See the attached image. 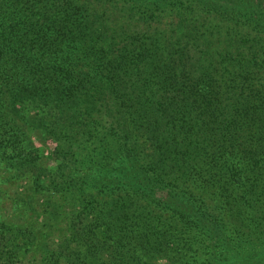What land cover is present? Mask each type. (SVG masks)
I'll return each instance as SVG.
<instances>
[{"label": "trees", "instance_id": "1", "mask_svg": "<svg viewBox=\"0 0 264 264\" xmlns=\"http://www.w3.org/2000/svg\"><path fill=\"white\" fill-rule=\"evenodd\" d=\"M88 1L0 0V264H264V0Z\"/></svg>", "mask_w": 264, "mask_h": 264}, {"label": "rangeland", "instance_id": "2", "mask_svg": "<svg viewBox=\"0 0 264 264\" xmlns=\"http://www.w3.org/2000/svg\"><path fill=\"white\" fill-rule=\"evenodd\" d=\"M79 2L81 3V5H84V4L88 5L90 3V1L88 0H79ZM109 9H111V6L109 4L104 3V4H101L100 6L98 5L97 9H94V11L100 14L104 10H109ZM168 19L169 17L162 18L163 21H168ZM45 154L48 155L47 151L45 152ZM46 161H47V164L53 163L51 158L49 159L47 158ZM20 184H21L20 181L13 182V183L6 181V183L0 184V218L1 220L8 221L11 223L17 222L18 224H22V223L25 224L27 220L25 212L24 211L21 212L20 211L21 209H19L18 212H16L14 208V203L17 200V193L22 191Z\"/></svg>", "mask_w": 264, "mask_h": 264}]
</instances>
